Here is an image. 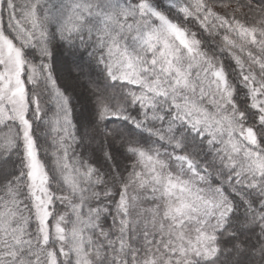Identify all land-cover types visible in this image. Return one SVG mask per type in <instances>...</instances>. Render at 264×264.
<instances>
[{
  "label": "snow or ice",
  "instance_id": "snow-or-ice-1",
  "mask_svg": "<svg viewBox=\"0 0 264 264\" xmlns=\"http://www.w3.org/2000/svg\"><path fill=\"white\" fill-rule=\"evenodd\" d=\"M0 264H264V0H0Z\"/></svg>",
  "mask_w": 264,
  "mask_h": 264
},
{
  "label": "trees",
  "instance_id": "trees-1",
  "mask_svg": "<svg viewBox=\"0 0 264 264\" xmlns=\"http://www.w3.org/2000/svg\"><path fill=\"white\" fill-rule=\"evenodd\" d=\"M58 69L60 72V75L62 77V86H67L68 88L71 87V90H75L76 92L81 91L80 87L77 85L75 76L73 73L76 71L75 69H70V67L67 64L58 65ZM116 126L115 124L110 125V127ZM44 142L41 141V144ZM46 146V145H45Z\"/></svg>",
  "mask_w": 264,
  "mask_h": 264
},
{
  "label": "rangeland",
  "instance_id": "rangeland-1",
  "mask_svg": "<svg viewBox=\"0 0 264 264\" xmlns=\"http://www.w3.org/2000/svg\"><path fill=\"white\" fill-rule=\"evenodd\" d=\"M70 69H72V68H70ZM69 89L71 90L72 88H71V87H69Z\"/></svg>",
  "mask_w": 264,
  "mask_h": 264
}]
</instances>
